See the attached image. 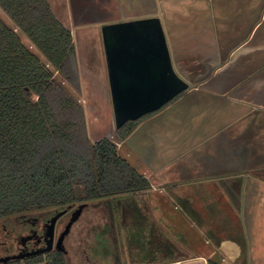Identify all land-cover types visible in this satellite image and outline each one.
Masks as SVG:
<instances>
[{"label": "crops", "instance_id": "0c3cea01", "mask_svg": "<svg viewBox=\"0 0 264 264\" xmlns=\"http://www.w3.org/2000/svg\"><path fill=\"white\" fill-rule=\"evenodd\" d=\"M47 1L71 33L78 71L79 34L101 43L107 66L104 29L157 19L169 60L162 90L181 94L118 140L107 68L109 117L86 119L88 136H113L118 154L149 180L146 191L180 203L182 215L199 221L218 248L238 255L253 246L258 236H251L264 228V0ZM86 27L91 32L79 33ZM219 214L226 217L221 224Z\"/></svg>", "mask_w": 264, "mask_h": 264}, {"label": "trees", "instance_id": "16d2710c", "mask_svg": "<svg viewBox=\"0 0 264 264\" xmlns=\"http://www.w3.org/2000/svg\"><path fill=\"white\" fill-rule=\"evenodd\" d=\"M62 82L80 90L71 33L48 1L0 0V220L151 188L114 139L90 140L85 108ZM154 112L115 128L116 138ZM38 262L68 264L57 249L25 259Z\"/></svg>", "mask_w": 264, "mask_h": 264}, {"label": "rangeland", "instance_id": "374dc122", "mask_svg": "<svg viewBox=\"0 0 264 264\" xmlns=\"http://www.w3.org/2000/svg\"><path fill=\"white\" fill-rule=\"evenodd\" d=\"M88 28L80 29L79 33L91 32L92 29ZM78 38L76 48L80 52L78 72L81 89L77 92L68 83H62L75 98L83 100L87 120L90 121L94 114L101 120V116L109 117L108 107L105 106L108 102L104 97L107 66L101 43L90 38L88 41L81 34ZM85 102H88L87 105ZM110 104L113 107L112 100H109ZM160 195L155 190L86 202L65 241L68 264H207L209 259L222 264H264V228L251 236H258L253 246L248 249L243 245L235 255L226 246L218 248L213 244L216 238L204 232L202 224L191 215L184 217L180 203L161 202L157 200ZM46 212L42 210L36 213ZM224 216L219 214L217 219L220 220L217 222L222 219L226 221ZM18 217V220L1 219L0 223L14 230V235H19L23 232V226L19 223L23 217ZM211 221L206 220L209 224ZM6 250L0 246L2 254ZM19 263L26 264L25 260Z\"/></svg>", "mask_w": 264, "mask_h": 264}, {"label": "water", "instance_id": "95a60500", "mask_svg": "<svg viewBox=\"0 0 264 264\" xmlns=\"http://www.w3.org/2000/svg\"><path fill=\"white\" fill-rule=\"evenodd\" d=\"M103 39L116 128L121 127L128 120L157 110L179 93V91L162 90L165 80L162 71L169 67V60L164 36L157 19L131 21L107 27L103 32ZM174 79L179 81L176 76ZM85 204L80 203L72 212L67 225L58 237L55 249L65 251L63 239L72 223L79 218ZM66 210L51 218L46 233L49 237L48 246L34 253L52 249L55 220ZM23 256V254L1 256L0 263Z\"/></svg>", "mask_w": 264, "mask_h": 264}, {"label": "flooded vegetation", "instance_id": "af4514ba", "mask_svg": "<svg viewBox=\"0 0 264 264\" xmlns=\"http://www.w3.org/2000/svg\"><path fill=\"white\" fill-rule=\"evenodd\" d=\"M79 205V204H77ZM77 205L67 206L64 208H55L47 210L46 214H40V213H30V214H23V215H17L8 217L9 219L15 218V220H18V216L23 217L21 220L20 225L22 233L19 235H14V230H9L8 227L2 222L0 223V246L5 247L7 250L5 253L2 254L0 252L1 256H7V255H20L23 254L24 256L22 258L13 259L11 261H20L25 260L27 258H31L40 254H46L48 252H51L55 249V245L57 243L58 237L60 233L64 230L65 226L67 225L72 212L77 208ZM64 209H67L64 213H62L60 216L57 217L54 223V233H53V239H52V249L49 251H45L42 253H34L35 251L39 249L46 248L48 246V240L49 237H47L46 233L48 232L50 220L52 217H54L57 213L63 211ZM84 209V208H83ZM83 211V210H82ZM82 213V212H81ZM7 219V218H5ZM2 219V220H5ZM1 220V221H2ZM75 222V221H74ZM72 223V225L74 224ZM71 225V227H72ZM71 227L69 229V232L65 235L63 239V245L65 248V241L68 237V234L70 233ZM65 248V253H66ZM3 263V262H1Z\"/></svg>", "mask_w": 264, "mask_h": 264}, {"label": "bare ground", "instance_id": "6f19581e", "mask_svg": "<svg viewBox=\"0 0 264 264\" xmlns=\"http://www.w3.org/2000/svg\"><path fill=\"white\" fill-rule=\"evenodd\" d=\"M192 263H197V262H192ZM176 264H180V263H176ZM187 264H191V263H187Z\"/></svg>", "mask_w": 264, "mask_h": 264}, {"label": "clouds", "instance_id": "9594fccd", "mask_svg": "<svg viewBox=\"0 0 264 264\" xmlns=\"http://www.w3.org/2000/svg\"><path fill=\"white\" fill-rule=\"evenodd\" d=\"M202 264V263H201Z\"/></svg>", "mask_w": 264, "mask_h": 264}]
</instances>
